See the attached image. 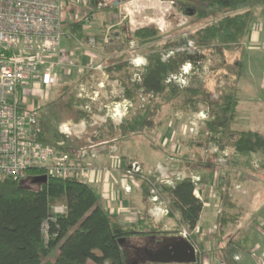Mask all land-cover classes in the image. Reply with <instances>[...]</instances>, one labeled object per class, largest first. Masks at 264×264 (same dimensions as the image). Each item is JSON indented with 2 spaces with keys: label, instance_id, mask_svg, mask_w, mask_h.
Listing matches in <instances>:
<instances>
[{
  "label": "trees",
  "instance_id": "16d2710c",
  "mask_svg": "<svg viewBox=\"0 0 264 264\" xmlns=\"http://www.w3.org/2000/svg\"><path fill=\"white\" fill-rule=\"evenodd\" d=\"M100 1L88 0L93 12L102 9L98 8ZM172 1L180 11L189 14L193 10L194 17L200 19L210 14L222 15L189 34V39L198 49L196 56L181 52L184 42L181 39L179 42L171 39L156 43L162 34L156 27L136 29L131 37L129 30H126L128 45L131 41L139 44L155 42L145 53L148 65L140 72L141 80H133L135 72L132 73L125 61L106 70L112 79H121L122 99L141 102L140 95H143L145 102H142L141 109L124 120L118 132L109 122L102 127L97 139H122L145 131H156L162 125L163 117L169 118V110L197 112L199 105H205L208 110L205 126L197 137L187 142L195 156L192 158V153L187 152L183 161L192 167L201 166L197 167L198 170L195 168L201 175V183L209 184L217 165L216 155L206 152L208 145L216 146L219 151L231 149L235 158L234 169H252V155L264 153L263 136L233 128L237 116L236 89L241 77L244 42L253 23V8L264 6V0ZM196 5H200V9H195ZM68 27L71 30L81 29L82 22L71 23ZM164 50L173 52L168 61H163ZM233 53L237 56L232 62ZM213 56L221 60L220 67L208 70L210 75L203 82L206 76L204 63ZM186 63L192 64L190 75L194 73L193 81L191 78L187 86L167 82L172 75L179 74ZM214 93L218 94L217 100L211 99ZM73 104L70 102L67 106L73 108ZM77 112L76 120L89 118L86 112ZM39 139L48 143L43 136ZM69 143L65 137H60L55 141V146L61 153H71ZM46 175L44 169L30 170L29 180H33L30 187L24 185L25 181L0 178V264H129V249L134 248L135 253L138 252V246L129 238H149V241L158 242L161 240L160 234H168V238L179 237L183 226L191 233L189 241L196 249L202 250L193 232L200 221L204 202L196 195L195 186L188 177L174 187L163 188L170 209L168 217L176 227L174 231L163 232L161 226L156 227L149 217L124 227L106 213L102 201L85 181L48 177L42 184L34 183L36 178ZM142 186L147 191L149 186L146 181ZM231 188V180L227 179L216 186V193L222 206L234 210L236 205L229 197ZM57 206H64L65 212L56 214L54 208ZM234 216V213L222 212L217 222L221 226L228 225L230 217L235 221ZM121 239H125V242L121 243Z\"/></svg>",
  "mask_w": 264,
  "mask_h": 264
},
{
  "label": "crops",
  "instance_id": "0c3cea01",
  "mask_svg": "<svg viewBox=\"0 0 264 264\" xmlns=\"http://www.w3.org/2000/svg\"><path fill=\"white\" fill-rule=\"evenodd\" d=\"M66 1L67 0H64V3ZM71 4L73 3H70V5ZM86 5L88 6V1ZM88 8L92 9L89 6ZM95 11L90 15L89 19L84 22L82 20L67 21L66 29L67 33L71 35V38H65L61 44L62 66L55 68L57 84L65 80L64 75L66 72H69V74H66L69 76H72L75 70L79 73L78 75H86L92 71L96 73L104 72L106 74L108 73L106 70L107 67L124 61L128 63L132 72L136 71L131 60L133 54L131 51L132 49L130 48L131 43L135 41H131L128 45L125 39V32L127 29L122 25L121 21H118L116 29L111 31L114 26L108 27V22L106 23V21L101 18L102 14L97 12V10ZM110 11H112L113 15L115 13L114 16L111 14L112 17L115 18L116 13L118 12V7H113ZM253 11L254 19L251 30L244 42L245 50L241 77L238 80L236 89L238 99L237 116L233 121V128L238 131L257 132L264 137V6L254 7ZM94 13L96 14L94 15ZM79 21L82 22L81 29L78 28L77 30H71L68 27L69 24ZM86 22H90L91 24L89 29H86L85 27ZM129 30L131 31V29ZM111 33L114 37L109 36ZM89 36H94L96 38L98 43L96 47H88L87 40ZM161 38L164 39L162 34L156 42L159 44L163 42ZM112 41H118L121 43L119 50L108 51L107 47H109ZM145 44L151 47L152 45L154 46L155 42L138 43V46L143 47ZM134 54L146 59L148 62L146 54L145 56L144 54ZM113 59H119V61L104 66L108 60ZM145 67H143L142 70ZM65 69H68V71H65ZM108 75L109 81L115 83L119 82V89L122 92L123 88L121 86V79H112L109 73ZM102 83L103 81L100 82L99 86L103 87ZM98 103L99 105H97ZM102 104L103 103L100 101L97 102L94 107L95 109L91 114L85 111L89 115L88 119L81 118L76 121V123L80 124L84 121H89L91 115V118H93L94 121L100 123L99 126H96L98 134L95 136L94 133H89L88 126H79L78 128H75V131L71 136L73 139H76L77 142L79 140L80 145L76 147L69 143V151L72 153L73 151H77L84 147L94 146L92 150L96 156L92 157L91 154H88L84 160V163L90 166L89 179L86 182L102 201L106 213L124 227H130L135 225L139 219L142 220L145 217L151 218L152 216L149 213L150 204L147 201L148 189L147 191L143 189V181H141L139 177L134 178V180L125 178L124 170L133 162L139 163L145 170L148 169V167H146V164L143 161L132 159L133 157H128L127 155L125 157L122 151L120 152L121 147L118 143L119 138L110 140L97 139L104 125L110 122L113 125L114 131L118 132L123 125L124 120L127 118L126 117L123 120L120 126H115L110 120L105 119V111L100 110ZM182 134L186 136L184 133ZM134 136L135 135L122 138V140L127 141ZM65 138L68 139L66 136ZM68 141L70 142V140ZM72 142H74V140ZM72 147H74L73 150H71ZM226 151L232 154V156L234 155L231 149H226ZM187 152L192 153L194 151H190L188 147V150H184L182 154H179L180 152H176L179 155L170 154L172 158L175 156V159L171 160L168 158V160L173 161L172 165L182 171H194L200 174L197 170L201 166L198 167L194 165L192 167V165L189 166L188 162H185V160L183 161ZM260 154H262V159H259L260 161H258L260 163L258 170L254 171L253 169L242 167L234 169L233 157L232 166L219 167L218 169L216 168L218 166H216L214 168L212 182L209 184L201 183V186L203 187H206V185L215 186L216 191L217 185H215V181L221 185L226 182L227 179H230L232 184L231 189L237 184L241 185L242 190L235 191L239 192L240 195L235 194L233 196L232 193H229V197L236 205L234 210L222 206V201L217 196V193H215L219 203L218 207L222 209L221 212L235 214L233 217L235 221L230 217L231 221L228 225H219L217 222V215L214 216L215 223L210 225L212 215L209 210L207 212L205 211L204 204L200 221L193 234L196 236V241L197 237H200V240H203V237L201 236H205L206 231V233L210 235H208L209 241L213 240V245L211 244L209 248L203 245L202 250H199V248L197 249L199 260L195 264L213 262V259H217L216 256L220 259L222 258L219 264H256L259 255L256 251H264V179L261 178V175H264V153L258 152L252 155V158L253 161L257 162L256 156ZM194 156L195 154L192 153L191 157L194 158ZM217 156L218 155H216V157ZM120 157L122 163L120 162ZM168 166L171 165L169 164ZM103 168H108L109 172H103ZM195 168H197V170ZM202 168L204 167L202 166ZM204 169L207 170L208 168L205 167ZM219 169L221 175L218 177L217 172ZM233 177H237L239 183H236V179L234 178V181ZM126 185L131 186L132 190L130 193H125L123 191ZM244 197L248 202L243 203ZM130 210H133V212L136 211V213L130 214ZM164 219L166 218L156 219L154 225L156 227L161 226L163 232L170 231L171 228L167 225L169 222H166ZM135 238L137 240L143 239L138 237ZM205 238L206 237H204V239ZM198 244L202 245V243ZM203 244H205V242ZM207 251H210L212 257L211 255H207L208 257L202 259L203 254H205V252L207 253Z\"/></svg>",
  "mask_w": 264,
  "mask_h": 264
},
{
  "label": "built area",
  "instance_id": "2783aa9c",
  "mask_svg": "<svg viewBox=\"0 0 264 264\" xmlns=\"http://www.w3.org/2000/svg\"><path fill=\"white\" fill-rule=\"evenodd\" d=\"M68 1L75 3L79 0ZM126 1L129 0H101L98 8L117 7ZM64 23V0H0L1 179L24 182L29 180V171L35 168L44 169L47 177L78 179L85 182L89 179L90 166L85 164L84 160L88 154L92 157L96 156L92 150L94 146L84 147L72 153H61L54 145L41 141L39 139L41 134L38 119L39 104L25 108L19 96V93L31 82L36 87L43 85L46 89H51L57 84L55 68L62 66L61 44L65 38H71V35L66 32ZM193 44V41L189 42L191 48ZM87 45L90 48L96 47V38L89 36ZM135 47L132 42L130 48L134 50ZM172 54L171 51L164 54L163 61H167ZM131 60L136 69L133 80L139 82L140 72L148 62L134 54ZM191 70L192 64L186 63L181 72L172 75L167 82L186 86ZM140 101L145 102L143 95H140ZM133 108L134 102L129 98L103 103L100 106V110L105 111V119L110 120L117 127L122 124ZM85 110H88L89 114L93 113L88 105ZM90 119L77 126L63 125L61 132L68 137L79 126L86 127L87 123H90L92 127L100 125L91 118V115ZM207 119L208 110H201L194 120L182 126V133L190 138L197 137ZM95 134L98 133L95 132ZM172 140L176 144L180 142L176 136ZM59 145L62 144L59 143ZM206 152L218 155L216 163L219 167H230L233 164V157L226 150L219 151L216 146L208 145ZM253 166L259 167L255 161ZM102 171L108 173L109 169L103 168ZM124 172L127 179L134 180L139 177L141 181L148 183L147 201L151 206L149 213L155 220L166 217L170 212L168 203L161 198L164 187H174L188 177L195 186L196 195L200 197L198 192L202 178L194 171H182L174 165L168 166L164 163L145 171L139 163L133 162ZM241 189V185L235 186V191H241ZM131 190L130 185L124 187L125 193H130ZM54 212L63 214L65 207L57 206ZM180 234L181 237L189 240L191 233L183 227ZM257 260V264H264V254L261 258L258 256Z\"/></svg>",
  "mask_w": 264,
  "mask_h": 264
},
{
  "label": "rangeland",
  "instance_id": "374dc122",
  "mask_svg": "<svg viewBox=\"0 0 264 264\" xmlns=\"http://www.w3.org/2000/svg\"><path fill=\"white\" fill-rule=\"evenodd\" d=\"M86 1L87 0H79L71 5L68 0L65 2L66 7H65L64 24H66L68 20L71 21L82 20L84 22L85 20L89 19L90 15L93 14V9L88 8V6L86 5ZM117 7H118V12L116 13L115 18L112 17L113 13L112 11H110L111 8L113 7H102V9L97 10V12L102 14L101 18L104 21H106V23L108 22L109 25L108 27L114 26V28H112L111 31L116 29V24L118 23V21H121L122 25L127 30L131 29V31L129 30L130 32L129 36H131L136 29L146 26L156 27L162 33L164 39L161 38V40H163L164 42L168 40L171 41V39L173 38L177 42H179L180 39L184 41L183 44L181 45L180 50L181 52H186L187 54L190 53L191 56H196L198 53V49L195 44H193V48L189 46V42L192 41L189 39V34L193 33L199 27L205 26L208 23H212L214 20L218 19L222 15L221 13L210 14L204 19H200V17H194L195 12L193 10H191L190 11L191 13L189 14H186L185 11H180L177 7L174 6L172 0H129L126 2H122L121 5ZM195 9H200V5H196ZM95 14L96 13H94V15ZM85 24H86L85 25L86 29H89L91 27L90 22H86ZM112 33L109 35L110 37L113 36ZM133 43L135 44L136 47L134 50H131L132 54L138 53L140 55L144 54L145 56V53L153 47V45L149 47V45L147 44H145V46L143 47H139L137 41ZM120 46H121L120 42L112 41L109 47L107 48L108 51H113L116 49L119 50ZM168 52L169 51L164 50V54ZM232 56H233L232 57V62H233L234 57H236L237 55L233 53ZM168 60L169 59L167 58V61ZM118 61L119 59L108 60V62L104 66L117 63ZM220 61L221 60H219V57L217 56L210 57L205 61L204 71L206 72V76H204L203 82L207 81V77L210 75L209 74L210 72H208V70L212 71L215 68H217V66L220 67L219 66ZM65 71H68V69H65ZM197 71L198 70L196 69V72ZM66 74H69V72H66ZM66 74L64 75L65 80L61 83H58L51 89H46L45 86L43 85L36 87L34 86V83L31 82L30 85H28L19 93L20 99L22 100L23 106L25 108L34 107L35 104H39L38 119H39V127L41 129L40 136H43L44 139L48 142V144H52L54 146L56 145L55 141L57 140V138L65 137L61 132L63 129L62 128L63 125L72 124L77 126L78 124H80V123H76L77 121L76 118L78 116L77 111L79 110L83 112L87 111V113H90L88 110H85V107L87 105L90 106L92 110H94L96 103L99 101L102 103H109L112 101H119L120 99H122L121 97L122 92L119 89V82L115 83L113 81H109L108 73L106 74L104 72L96 73L92 71L86 75H78L79 73L75 70L72 76ZM193 74H191L190 76L188 75L186 80L188 84L191 82V78L193 81V77H192ZM101 81H103L102 83L103 87L99 86ZM211 99L217 100L218 94L214 93L211 96ZM70 102L74 103L73 108H69L67 106V103ZM97 105H99V103ZM141 108H142V102L135 100L134 108L130 111L127 118L134 115V113ZM198 109L199 110L196 112V114L201 110L207 109V107L205 105H199ZM196 114L195 112H181V111L169 110L167 112L169 118L166 119V117H163V123L160 126V128H158L156 131L154 130L145 131L143 133L136 134L134 137H132L127 141H123L122 139H119L118 143L121 147L120 152L122 151L125 157L127 155L128 157H133L132 159L143 161L146 164V167H148V169L146 170L144 169L145 171L153 169L158 164L164 163L166 165L169 164L172 165L173 161L168 160V158L172 160L175 159V156H173L172 158L170 154L179 155L182 154L184 150L185 151L188 150L187 142L189 139L192 138H190L189 136H184L182 134L181 128L184 125H188L191 120H194L196 118ZM86 126H88L89 133L91 132L94 134L95 132L97 133L96 130L97 127H92L90 123H87ZM175 136L180 141L178 144L173 143L172 139ZM67 140H70V144H72L73 146L77 147L80 145L79 143L80 141L78 140L77 142V140L73 139L72 136H68ZM73 140L74 142H72ZM73 149L74 147H72L71 150ZM176 152L178 153L180 152V153L178 154ZM230 155L231 157H233L232 154ZM259 159H262V154L256 156V160H257L256 163L258 166L260 165V163L258 162L260 161ZM120 162L122 163L121 157H120ZM251 164L253 166V160ZM216 165L218 166L217 163ZM259 167L253 166L252 169L255 171L258 170ZM216 168L218 169L219 166ZM217 173H218L217 176L219 177V175H221L220 169L218 170ZM234 178L235 177H233V180L235 181L236 179V183H239V179H237V177L235 179ZM261 178L264 179V175H261ZM32 183L33 180H27L24 182V185L30 187L32 186ZM215 185H220V183H217L215 181ZM236 185H234L233 189H231L230 191V193H232L233 196L235 194L240 195L239 192H235ZM198 193L205 204V211L207 212L209 210L211 212L212 217H211L210 225H213L215 223L214 216L216 215L219 216L222 213L221 212L222 209L218 207L219 203L217 197L215 196L216 193L215 186L213 187L206 185V187H203L200 185ZM161 198L162 201H165L167 203V201L164 198L163 191H161ZM245 202L248 201L244 197L243 203ZM133 213L135 214L136 211L133 212V210L132 211L130 210V214ZM168 215L164 217L166 218L164 220L166 222H169L167 223V225L169 228H171L170 231H174L176 230V227L174 226L173 220L168 219L170 218L168 217ZM150 219L152 220L153 224L156 223L154 218L151 217ZM183 227H181V230H183ZM180 233H179V237H181ZM160 235L161 236L165 235L168 237V234H160ZM208 235L209 234H207L205 231V236H201L203 237V240H200V237H197V243H202V246L204 245L209 248L213 240L209 241L208 237L210 235L209 236ZM204 237L206 238L204 239ZM129 240L133 244H135L136 247L138 246L139 248L147 247L148 244L150 243L149 238H143L137 240L135 237H133V238H129ZM159 241L155 244L151 243L152 246L154 245L153 248H155V250L156 248H158V246H160L159 243L161 242ZM204 242L205 244H203ZM134 250H135L134 248L129 249L130 253L128 254V259H127V262L129 264L133 263V261L143 256L138 252L135 253ZM256 252L259 253L258 255L259 258L263 257L264 251L260 252V250L259 251L257 250ZM207 255H211L212 257L210 251H207V253L205 252V254H203L202 259L208 257ZM216 258H217L216 260L213 259V262L212 261L209 263L207 262L206 264H219L222 258L220 259L218 258V256H216Z\"/></svg>",
  "mask_w": 264,
  "mask_h": 264
},
{
  "label": "water",
  "instance_id": "95a60500",
  "mask_svg": "<svg viewBox=\"0 0 264 264\" xmlns=\"http://www.w3.org/2000/svg\"><path fill=\"white\" fill-rule=\"evenodd\" d=\"M47 179V176H41L36 178L34 183L42 184ZM120 242L124 243L125 239H121ZM197 260L196 247L189 240L183 237H176L161 248L149 252L148 262L153 264H195ZM131 264H139V262L134 261Z\"/></svg>",
  "mask_w": 264,
  "mask_h": 264
},
{
  "label": "flooded vegetation",
  "instance_id": "af4514ba",
  "mask_svg": "<svg viewBox=\"0 0 264 264\" xmlns=\"http://www.w3.org/2000/svg\"><path fill=\"white\" fill-rule=\"evenodd\" d=\"M165 235H162L161 237L163 238H161V241H159V242H161V243H159L160 244V246H158V248H161L163 245H165V244H167L168 242H170L171 240H173L174 238H176V237H172V238H169L168 239V237L167 236H165ZM178 237V236H177ZM166 238V239H165ZM171 239V240H170ZM151 243H153V244H155V243H157V241H153L152 242V240L150 241V243L148 244V246L147 247H144V248H139V247H137V251H138V253H140V254H142L143 256L142 257H140V258H138L137 260H135V261H138L139 263H145V262H148V259H149V252H153L154 250H155V248H153V246L151 245ZM158 248H156V250L158 249ZM134 262V261H133Z\"/></svg>",
  "mask_w": 264,
  "mask_h": 264
}]
</instances>
